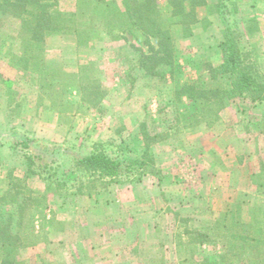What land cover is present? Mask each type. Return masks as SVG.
<instances>
[{"label":"rangeland","instance_id":"rangeland-1","mask_svg":"<svg viewBox=\"0 0 264 264\" xmlns=\"http://www.w3.org/2000/svg\"><path fill=\"white\" fill-rule=\"evenodd\" d=\"M232 2L227 0L229 10ZM260 3L262 16L264 4ZM58 4L57 12L71 13L59 11ZM218 15L219 32L211 36L213 43L219 42L218 63L214 54L203 53V58H198V44L175 43L174 36H184V31L173 33L176 24L171 25L175 65L161 64L154 68V75L146 72L150 78L144 92H131L134 66L128 60L132 51L127 42L120 40L121 33L130 35L134 53L139 55L143 50L148 53L151 43L145 44V38L136 30L133 33L101 30L111 39L102 47H98L100 33L91 48L77 46L76 51L68 53L66 46L58 47L54 56L62 64L46 61L44 42L45 62L65 73L78 75L75 86L66 93L62 86H56L48 95L41 94L40 77L34 72L24 71L27 75L14 80H5L0 74V194L8 187L7 175L11 172L13 178L24 181L27 193L37 198L27 204L21 215L17 229L21 245L14 253L15 264L104 261L108 254L92 251V245L114 247L121 251L119 256L126 253L123 260L138 258L140 264H246L247 254L232 259L225 253L223 239L214 227L229 211L238 212L236 206L240 208L241 219L251 222L258 216L264 220V189L260 186L264 183L261 172L264 101L252 103L247 98L236 97L220 109H208L203 104L176 98L181 86L195 80L205 87H228L225 77L214 78L212 73L221 62L219 44L227 29L234 33L237 45L250 53L264 77V20L259 25L254 20L239 21L238 16H227L224 11ZM16 25L5 22L0 32L15 36L10 32ZM54 36L59 35L49 37ZM2 43L8 45V53ZM11 53L14 52L8 42L0 40V57L6 54L9 62ZM183 54L190 57L184 59ZM85 60L87 63L81 64ZM80 67L86 69L80 72ZM77 84L86 85L89 90H77ZM108 96L113 97L114 105L108 103ZM125 96L133 97L134 101L121 104ZM226 108L230 111L223 121L220 113ZM33 115L40 125L23 124ZM200 127L205 131L195 132ZM235 128L250 144L247 161L238 157L227 159L229 156L225 158L208 150L220 136L228 143ZM23 137L32 141L29 151L14 146ZM204 140L209 143L198 145ZM94 150L130 168L96 195L87 196V189L82 193L77 191L75 179L82 176L74 172L73 156L85 157ZM23 153L37 156L32 169L39 176L25 178L27 164ZM145 154L151 159L144 157ZM138 163H142L141 168H132ZM243 163L246 164L242 168ZM233 167H241L242 175L252 170L250 189L218 193V170L226 169L227 173ZM228 177L224 175L225 182ZM222 182L221 188L226 185ZM203 186L209 189L204 187L203 191ZM204 194L211 197L208 216L202 211L193 212L190 206L191 199ZM226 197H229L227 205H220ZM212 213L216 214L214 219L209 218ZM14 217L18 220L17 214ZM61 232L63 235L59 237Z\"/></svg>","mask_w":264,"mask_h":264},{"label":"trees","instance_id":"trees-1","mask_svg":"<svg viewBox=\"0 0 264 264\" xmlns=\"http://www.w3.org/2000/svg\"><path fill=\"white\" fill-rule=\"evenodd\" d=\"M59 1L0 0V28L5 22H14L19 27L15 36L0 32V40H6L10 50L14 52L9 55V64L15 69L37 73L40 77V92L46 95L56 86H62V91L68 92L70 87L75 86L78 76L65 73L44 61V42L47 37L71 36L75 38L78 49H88L98 41L101 30L108 33L116 30L133 33L136 30L139 36L145 38V44L151 43L148 45V53L141 52L139 66L148 74L154 75V68L161 64L175 65L171 25L182 26L184 36L189 35L191 26L197 23L195 9L204 5L203 0H167L170 23L163 25L159 20L157 0H124L125 11L103 0H78L74 11L68 14L55 10ZM226 3L227 0H218L216 11L220 14L224 11L231 17L236 12V7L230 3L232 10H229ZM223 37L219 44L221 62L212 73L214 78L225 77L229 82L228 87H205L202 82L195 80L177 90L178 100L185 98L195 104H203L208 109H220L228 100L236 97L243 100L247 98L252 103L264 101V77L258 72L250 53L244 52L237 45L235 35L229 29L224 32ZM80 69L78 71L82 72L86 68ZM76 87L82 91L89 88L78 84ZM22 139L21 142H15L14 146H21L22 150L29 151L32 141L27 137ZM147 156L149 155H144L146 158ZM23 157L27 164L25 178L39 176L32 169L33 160L37 156L23 153ZM150 159L149 156L148 160ZM73 162L74 172L82 176L75 179L77 191L82 193L83 189H87V196L96 195L100 189L122 177L130 168V165L122 166L96 150L85 157L73 156ZM141 165L142 163H138L136 167H131L141 168ZM7 177L10 180L8 187L0 194V264H15L14 253L16 247L21 245L17 234L21 215L27 204L37 198L34 199L27 193L23 180L13 178L11 172ZM260 186L264 189V183ZM236 210L238 212L229 211L214 227L223 239L225 253L230 254L232 259L240 256L241 259L247 254L246 264H264V220L257 216L247 222L244 218L241 219L239 206H236ZM15 214L18 220H15Z\"/></svg>","mask_w":264,"mask_h":264},{"label":"crops","instance_id":"crops-1","mask_svg":"<svg viewBox=\"0 0 264 264\" xmlns=\"http://www.w3.org/2000/svg\"><path fill=\"white\" fill-rule=\"evenodd\" d=\"M78 0H60L58 3V9L61 12H73L74 8H75V4ZM106 3H114L117 4L120 8L124 9V0H103ZM234 2H232L235 7H236V12L234 13V15L237 17L239 21H249V20H254V21H258L259 25L261 24V22L264 20V15L260 16V7L261 6V1L263 2L262 5L264 4V0H233ZM204 5L197 7L195 9V14H196V19H197V23H195L194 25L191 26L190 29V34L187 36H183L182 34L180 36H174V39L176 40L175 43H184L186 45H197V47H199V51L197 53V57L198 58H203V53H208L210 54H214L216 57V62L218 63L219 61V54H218V50L216 48V46L218 45L219 42L217 43H213V35L214 33H218L219 30L217 31L216 29L218 28L219 24H218V19H219V15L218 13H216V6L218 5V0H203ZM158 6H159V10H160V23L161 24H167L170 18V9L168 7L167 4V0H157ZM263 9V8H262ZM125 10V9H124ZM263 11V10H262ZM10 24H15L14 22H9ZM182 28L179 25H175L172 27V31L173 33H178L179 31H181ZM18 29H17V25L15 26L14 30H12L10 33L11 35H15L17 33ZM216 33V34H217ZM215 34V35H216ZM122 36L123 40L128 48L130 49V52L132 51V55L129 56V60L132 65L134 66V69L132 71V76L134 78L133 80V86L130 87L131 92H144L146 91L145 87L146 86V82H148V79L150 78L147 74L146 71L141 68L139 66V58H140V54L137 55L134 53V51L131 49L132 44H134V41L132 40V37H130V35L127 34H120ZM212 36V37H211ZM100 41L98 42V47H102V44L105 43H109L110 42V38L107 36L106 32H101L100 33ZM217 40V39H216ZM201 41V42H200ZM215 42V41H214ZM1 46L6 50L5 53H8V48H7V44L6 43H2ZM45 58L47 62H54L57 64L61 63V60H59L56 56H54L55 50L58 47H64L66 46V51L68 53H72L74 51H76L77 48V42L75 40L74 37L71 36H54V37H48L45 40ZM209 46L211 47L210 49ZM177 47V44H176ZM176 49V48H175ZM206 50V51H205ZM145 51L143 50V53ZM6 54H4V56H2L1 60H0V74L2 75V78L9 79V80H14V79H18L20 76H25L27 75L26 72L21 71L19 69H15L13 67L10 66L9 62H8V56H5ZM183 58L184 59H188L190 57V55L188 54L185 55L183 54ZM58 59V60H57ZM85 60V62H81V64L83 63H87ZM62 64V63H61ZM60 64V65H61ZM27 77V76H26ZM127 100L130 101H134L133 97H124L121 104L125 105ZM107 101L108 103H112L113 104V97L111 98V96L107 97ZM120 103V102H119ZM133 103V102H131ZM120 104V105H121ZM114 105V104H113ZM255 105V104H253ZM257 106V104H256ZM255 106V107H256ZM254 107V108H255ZM257 107H261L260 105H258ZM230 111V109L226 108L224 110V112L220 113V117L222 118L223 121H225V115H227L226 113ZM123 114H126L123 112ZM122 114V116H123ZM31 123V124H36V125H40V121L36 118V115H33L32 117H27L25 119V122H23V124L27 125ZM221 124V123H220ZM223 125V124H221ZM30 129V128H29ZM31 130V129H30ZM33 130V129H32ZM235 132L230 133L229 137L232 138L228 141V143L226 142V140L220 136L217 139L216 144L214 143V146L209 147V151H211V153H214L216 155H222V156H229L227 157V159H232L233 157H238V160L241 159H246L247 156H249V152H248V148H250V144L248 143V141L244 140L243 137L239 136V134H237V128L234 129ZM202 132L205 131L204 128L200 127V129L196 130L195 132ZM228 137V138H229ZM227 138V139H228ZM206 140V139H205ZM199 142L198 145H204V143H209V142ZM230 142V144H229ZM210 145V144H209ZM207 147V145H206ZM243 157V158H242ZM235 158V159H236ZM237 160V159H236ZM246 163L242 164V168L243 166H245ZM242 168H238L236 169L235 167L229 169V171L226 173V169H219L218 170V177L216 178L217 180H219L218 184L216 183V189L218 190V193L221 191H232L237 192L239 189L243 190V189H250V181L249 178L251 176L252 170L247 171L246 170V175H242L243 174V170ZM228 174V178H226L228 181L225 182V178L224 175ZM221 180L224 181V183H226L225 186H223L221 188V186L223 185V182L221 184ZM220 186V187H219ZM204 187L205 189H209L206 188V186H203L202 189L204 191ZM221 188V189H220ZM214 189V187H213ZM201 196V197H200ZM199 197L193 198L190 200L191 204L190 206L193 208V212H199L202 211L203 213H206L208 216L211 212H208L207 210H210V199L211 197L209 195H200ZM223 197H225V194L222 195ZM229 198V197H228ZM226 198H222V201L220 203V205H227L228 203V199ZM200 205V206H199ZM217 213V212H216ZM193 214V213H192ZM205 215V214H204ZM211 215V214H210ZM216 214L212 216L211 219H214ZM99 232V231H98ZM100 233V232H99ZM63 232L60 233L59 237H62ZM100 236V235H99ZM114 247H109L108 245L106 246H97V245H92L91 246V250L96 252V253H100V252H104L107 253L108 255L106 256V259L104 261H94L92 262V264H140V260H138V258H136L135 260L132 259H125L124 255H126V253H124L123 251V255L121 254V251H116L115 249H113ZM44 251L47 250V247H43L42 248ZM100 251V252H99ZM120 252V253H119ZM118 255V256H117Z\"/></svg>","mask_w":264,"mask_h":264}]
</instances>
